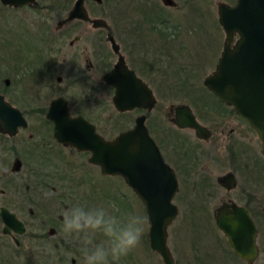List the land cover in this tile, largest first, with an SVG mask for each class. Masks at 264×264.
I'll return each mask as SVG.
<instances>
[{"label":"flooded vegetation","instance_id":"1","mask_svg":"<svg viewBox=\"0 0 264 264\" xmlns=\"http://www.w3.org/2000/svg\"><path fill=\"white\" fill-rule=\"evenodd\" d=\"M35 1V4L17 7L0 3V7L9 13L27 10L32 12L34 18L33 21L24 18L20 32L22 40H11L7 28L8 35L0 44V96L24 122L17 124L12 133L0 130V264H9L13 259V264H16V258L21 262L24 260L23 264L25 260L28 264H37L34 260L48 252L44 251L42 244H45L46 250L63 251L57 252L58 261L70 256L69 264H75L76 260L81 259L77 241L66 238L61 231V213L73 204H85V153L88 152L59 141L54 134L56 121L72 129V133L76 129L73 136L77 139L85 136L86 120L100 136L110 140L132 128L135 119L143 116L148 135L157 146L163 162L174 173L177 191L178 178L183 182V176L193 178L192 192L199 197L209 193L205 188L213 186L225 193L235 190L238 176L247 178L245 180L249 182L257 180L259 184L264 183V155L255 130L236 114L231 105L220 101L203 84V79L214 70L224 36L219 51L218 43L215 53L213 50L206 52L208 55L214 54L213 69L206 73L198 86L199 82L196 83L191 70L198 68L207 55L196 50L195 45H187L195 40L198 29L191 35L192 30L187 31L170 23L163 13L149 12L143 8L137 10L138 17H131L122 12L123 2L130 0H117V27L114 29L108 24L106 28H93L89 20L81 19H72L57 26L65 15L56 19L53 29L46 30L44 23L47 18L43 19L42 24L41 13L55 9V6ZM173 1L175 6L164 5L161 1L160 4L162 8L178 9L177 2ZM87 2L83 0L88 17L101 18L89 15ZM6 22L9 23V20ZM66 25L77 28L63 29ZM110 37L116 49L112 48ZM237 37L234 33L230 46ZM210 39L211 36L207 35L206 40ZM113 68L116 69V83L126 96L138 95L135 79L145 86L154 99L151 108L134 107L118 111L113 107L111 98L114 87L103 79ZM85 79L110 93V105L115 113L114 126L119 128L117 134L110 138L101 135L91 122L93 120L85 117ZM54 100L60 102L52 110L55 117L52 120L47 113ZM159 100L177 102H169L159 109L162 112L157 111L153 115ZM179 105L189 108L194 121L202 127L201 135L193 128L179 127L174 123L185 120L180 109H177ZM256 143L259 145V156L255 155L252 147ZM218 160L232 165L216 174L211 184L209 175L212 173H207L208 162L215 164ZM227 174L232 175L235 181L230 189L219 180ZM230 203L242 206L255 225V260L259 256L256 220L261 221L262 212L260 209L252 211L248 201L241 203L226 197L211 211L217 230L215 218L219 211L229 210ZM193 205L195 217L202 223L208 215L200 199L196 198ZM222 237L228 253L245 264L253 263L254 260L249 263L236 256L223 234ZM25 251L27 257L19 259Z\"/></svg>","mask_w":264,"mask_h":264},{"label":"water","instance_id":"2","mask_svg":"<svg viewBox=\"0 0 264 264\" xmlns=\"http://www.w3.org/2000/svg\"><path fill=\"white\" fill-rule=\"evenodd\" d=\"M94 1L101 3V0ZM160 1L168 6L176 5L173 0ZM0 3L17 7L35 4L36 1L0 0ZM216 17L224 34L223 45L214 70L203 79V84L220 101L231 105L236 114L255 130L264 155V0H234L233 4L219 1L216 4ZM72 19L89 20L93 28L107 27L105 20L88 17L83 0H74L57 26ZM234 33L238 37L230 46ZM110 40L112 48L116 49L111 37ZM103 79L114 87L111 103L116 110L152 107L154 99L151 93L138 80L135 79L138 95L130 97L118 87L115 68L106 73ZM58 102L60 100H54L49 106L47 117L52 120L55 119L52 110ZM177 109H180L185 120L174 123L179 127L193 128L201 135L202 127L194 121L189 108L179 105ZM19 123L24 124L18 112L0 96V130L12 133ZM54 124V134L59 141L87 151V162L98 166L102 175H117L123 179L141 202L148 218L149 248L159 255L162 264H173L166 240L167 227L178 211L172 202L177 182L173 171L163 162L157 146L148 135L143 116L135 119L132 128L110 140L100 136L86 120L85 136L77 139L73 136L76 129L72 133V129H67L60 121ZM219 180L227 189L235 185L230 174ZM229 206V210L218 212L215 226L226 238L233 253L251 263L257 255L255 225L242 206L235 203Z\"/></svg>","mask_w":264,"mask_h":264},{"label":"rangeland","instance_id":"3","mask_svg":"<svg viewBox=\"0 0 264 264\" xmlns=\"http://www.w3.org/2000/svg\"><path fill=\"white\" fill-rule=\"evenodd\" d=\"M74 0H39L40 4L50 3L55 6V9L51 8L47 11H42L41 22L47 18V25L45 28H54V24L57 18L64 17L66 12L71 7ZM88 12L91 17L104 18L111 29L117 27L116 12L118 8L117 0H101L100 4H95L92 0H87ZM178 4V9L162 8L159 0H130V2H123V11L125 14L131 15V17H138L137 10L143 8L146 11H153L155 13H163L168 16L170 23L184 28L187 31H193L189 34H195L197 32V43L195 40L188 42L187 45H195L196 50L200 53L207 55L205 61H202L198 68H193L192 76L197 80L196 83H201L202 78L206 73L212 71V62L214 54L208 55L206 52L209 50L217 51V44L219 43L218 51L222 44V38L224 36L221 27L217 22L216 17V4L219 1H223L227 4H232L233 0H175ZM149 8V9H148ZM150 12V11H149ZM27 13V14H26ZM27 15L25 17L24 15ZM25 20H34L33 14L27 10H18L14 12H7L0 7V44L6 34V29L10 30V39L17 42L22 40L21 28L24 26ZM9 20V23L6 21ZM135 22V21H134ZM22 23V26L20 25ZM26 26V25H25ZM66 28H77L76 26L66 25ZM196 29V30H195ZM188 33V32H187ZM53 35L55 34L52 33ZM211 36L209 41L206 40V36ZM194 38V37H192ZM220 38V42H219ZM191 40V38H190ZM215 53V52H214ZM86 78V76H85ZM97 84L88 83L85 79V117L92 119L97 127V131L105 138H110L117 134L118 129L114 126V110L110 105V93L105 88H97ZM94 88L93 91L91 89ZM169 102L174 101L159 100L157 107L153 110L152 114L160 113L163 106H166ZM190 103V101H185ZM162 112V111H161ZM164 125V123H163ZM254 139V134L251 135ZM254 153L257 155L258 143L252 146ZM88 153H85V204L95 205L98 203H115L120 209L121 214H127L128 212H137L145 216L141 202L134 196L128 186L118 176H104L99 173L96 166L86 162ZM259 156V154L257 155ZM230 162L226 163L223 160L216 161L215 164L208 162L207 173L209 175L211 184L214 183V176L228 169ZM232 165V164H231ZM233 165H236L235 163ZM180 177V176H179ZM179 179L178 191L172 198V202L177 207V215L173 221L167 227V246L170 250L173 264H245L236 258L231 253H228L226 245L223 243L222 234L214 227L211 211L213 208L226 197H230L237 202L243 203L248 201L250 209L252 211L262 212L261 221L256 220L258 233L256 237V243L259 248V256L253 261L252 264H264V183L259 184L257 180L246 181L245 177L238 176L237 188L229 193H225L222 189L214 187L205 188L207 194L199 197L195 192H192V186L194 181L183 176L184 181ZM249 194V195H248ZM196 198H199L201 205L204 208V212L208 215V218H204L202 223L198 222L195 217L193 202ZM192 203V204H190ZM196 220V222H195ZM198 222V223H197ZM202 226H197V225ZM200 227V228H199ZM147 229L141 239L140 245L133 250L127 257L123 258L120 264H162L161 259L157 253L151 250L148 246ZM43 249L47 254L44 256H38L34 262L37 264H69V257L64 261L57 260V252L62 250H54L45 248ZM225 248V249H223ZM227 251V252H226ZM49 253V254H48ZM27 257L25 251L23 257ZM66 257V256H65ZM74 257V256H73ZM75 258V257H74ZM14 260V259H13ZM13 260L9 264H13ZM21 260L14 261L16 264ZM24 260L20 263L23 264ZM28 261L25 260V264ZM75 264H81V259L75 261Z\"/></svg>","mask_w":264,"mask_h":264},{"label":"clouds","instance_id":"4","mask_svg":"<svg viewBox=\"0 0 264 264\" xmlns=\"http://www.w3.org/2000/svg\"><path fill=\"white\" fill-rule=\"evenodd\" d=\"M61 215V231L77 241L81 264H120L140 245L148 225L146 216L121 214L115 203H76Z\"/></svg>","mask_w":264,"mask_h":264},{"label":"trees","instance_id":"5","mask_svg":"<svg viewBox=\"0 0 264 264\" xmlns=\"http://www.w3.org/2000/svg\"><path fill=\"white\" fill-rule=\"evenodd\" d=\"M223 249H225V248H223ZM227 252V251H226Z\"/></svg>","mask_w":264,"mask_h":264}]
</instances>
